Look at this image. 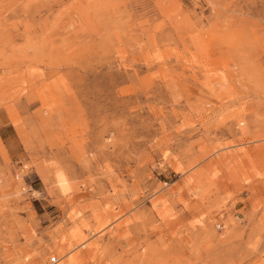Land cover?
<instances>
[{
	"label": "rangeland",
	"instance_id": "obj_1",
	"mask_svg": "<svg viewBox=\"0 0 264 264\" xmlns=\"http://www.w3.org/2000/svg\"><path fill=\"white\" fill-rule=\"evenodd\" d=\"M0 264H264V0H0Z\"/></svg>",
	"mask_w": 264,
	"mask_h": 264
},
{
	"label": "bare ground",
	"instance_id": "obj_2",
	"mask_svg": "<svg viewBox=\"0 0 264 264\" xmlns=\"http://www.w3.org/2000/svg\"><path fill=\"white\" fill-rule=\"evenodd\" d=\"M58 177L59 185L63 188L65 186V179L61 175H59Z\"/></svg>",
	"mask_w": 264,
	"mask_h": 264
},
{
	"label": "built area",
	"instance_id": "obj_3",
	"mask_svg": "<svg viewBox=\"0 0 264 264\" xmlns=\"http://www.w3.org/2000/svg\"><path fill=\"white\" fill-rule=\"evenodd\" d=\"M220 225H217V227H219ZM49 261L51 262V263H54V262H56L57 261V259H56V257L54 256V255H51L50 257H49Z\"/></svg>",
	"mask_w": 264,
	"mask_h": 264
}]
</instances>
